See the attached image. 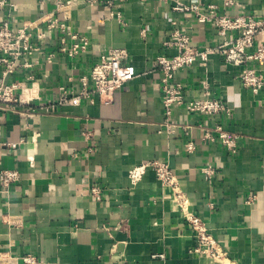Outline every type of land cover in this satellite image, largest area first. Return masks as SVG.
Returning a JSON list of instances; mask_svg holds the SVG:
<instances>
[{
  "label": "crops",
  "instance_id": "1",
  "mask_svg": "<svg viewBox=\"0 0 264 264\" xmlns=\"http://www.w3.org/2000/svg\"><path fill=\"white\" fill-rule=\"evenodd\" d=\"M5 1L0 21L12 27L37 20L54 2ZM181 1L216 5L228 16L264 17V0H234L237 6L228 9L219 0ZM119 11L125 26L104 6L74 5L66 13L68 25L88 39L87 50L69 59L48 34L43 51L34 55L38 65L6 78L19 84L21 105L15 112L0 109V170H17L20 180L0 193V264H23L25 255L38 264H220L188 254L195 245L190 227L151 171L131 183L128 171L149 161L168 163L189 211L205 223L228 261L264 264V89L253 94L243 88L238 68L216 53L206 65L197 62L176 72L185 101L202 97L207 78L210 96L229 110L208 118L174 107L173 120L189 127L194 143L191 153L184 152L181 130L158 132L163 112L156 58L176 54L165 45L176 27L186 28L192 47L213 46L219 39L211 26L197 24L190 13L172 12L162 0H127ZM109 48L126 51L124 62L136 77L110 104L92 96L78 106L58 105L59 88L76 91L78 78ZM48 53L54 54L49 64ZM215 123L236 137L235 153L218 141H202L203 128ZM206 166L213 170L209 179L201 171Z\"/></svg>",
  "mask_w": 264,
  "mask_h": 264
},
{
  "label": "built area",
  "instance_id": "2",
  "mask_svg": "<svg viewBox=\"0 0 264 264\" xmlns=\"http://www.w3.org/2000/svg\"><path fill=\"white\" fill-rule=\"evenodd\" d=\"M127 0H54L53 9L33 22L22 26L12 27L8 20L0 21V109L7 112H15L21 105L18 97L19 84L7 82L6 78L16 71L33 69L38 65L34 55L43 51L42 43L46 35L52 34L57 38V51L69 59L76 58L85 52L89 41L86 37L71 31L66 13L76 4L87 6L101 5L108 9L109 17L117 21L121 26L125 22L119 8ZM146 2L147 0H139ZM170 5L171 11L175 13H190L197 24H207L212 27L218 37V42L213 46L202 49L192 47L186 28L176 27L170 32V40L165 43L173 47L176 54L167 58L158 56L156 58L157 70L160 72V93L163 112V120L159 133L172 135L181 130L186 137L183 146L184 152L191 153L194 143L190 140L188 126L176 123L173 118V108L182 107L188 113L199 114L204 117L214 118L219 114H229L228 108L219 100L212 98L209 93V82L204 78L201 82L202 97L191 101L184 100V87L175 80V73L181 69L189 68L197 62L206 65L208 56L212 53L219 55L223 62L238 68L236 79L241 86L253 94L264 89V17L251 15L219 14L216 5L203 6L202 4H186L181 0H162ZM221 8L228 9L237 6L234 0H219ZM5 0H0V7L4 6ZM175 25V22L172 23ZM127 54L123 49L109 48L99 57L98 61L91 67L88 75L78 78V89L67 91L59 88L57 104H70L78 106L81 102L92 101V96H97L101 104H110L114 100L115 93L132 81L135 77L133 66L124 62ZM53 53L45 55L47 64L52 62ZM252 65V66H250ZM26 78L30 79L31 76ZM52 108H45V112ZM33 111L19 114L26 119ZM236 137L229 134L218 123L203 128L202 141H218L231 153H235ZM151 171L162 187L170 190L171 196L186 223L192 232L195 245L188 254L207 256L220 264H239L228 261L226 254L220 245L208 232L205 223L188 209L187 201L182 197L176 176L167 162L149 161L141 162L128 171V178L132 184L137 183L147 171ZM202 173L206 179L213 175L211 167L203 168ZM20 180L17 170H0V193L7 194L10 187ZM91 195L99 200L98 188L91 190ZM254 196L247 197L245 203L251 204ZM163 258L162 255L157 256ZM23 264H38L37 259L30 255L21 258Z\"/></svg>",
  "mask_w": 264,
  "mask_h": 264
}]
</instances>
